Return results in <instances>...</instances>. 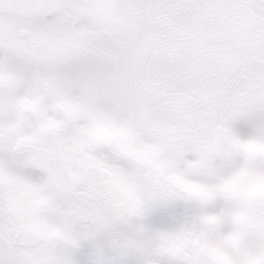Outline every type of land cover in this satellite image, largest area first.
I'll use <instances>...</instances> for the list:
<instances>
[{
  "label": "snow or ice",
  "instance_id": "6c2138e0",
  "mask_svg": "<svg viewBox=\"0 0 264 264\" xmlns=\"http://www.w3.org/2000/svg\"><path fill=\"white\" fill-rule=\"evenodd\" d=\"M0 264H264V0H0Z\"/></svg>",
  "mask_w": 264,
  "mask_h": 264
}]
</instances>
